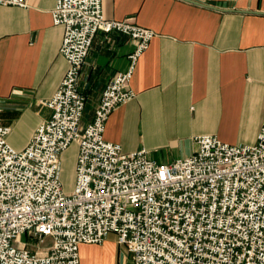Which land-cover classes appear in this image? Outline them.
<instances>
[{"label":"built area","instance_id":"obj_1","mask_svg":"<svg viewBox=\"0 0 264 264\" xmlns=\"http://www.w3.org/2000/svg\"><path fill=\"white\" fill-rule=\"evenodd\" d=\"M0 5L27 7L25 0ZM101 6L56 0L51 20L63 28L58 52L67 70L41 104L50 117L21 150L0 124V264H79V246L100 245L108 234L131 264H264V122L252 145L204 135L191 155L170 163L105 141L110 114L135 97L131 76L155 33L133 18L105 19ZM99 32L129 37L134 51L83 124L80 72ZM72 144L75 178L65 192L60 162Z\"/></svg>","mask_w":264,"mask_h":264},{"label":"crops","instance_id":"obj_2","mask_svg":"<svg viewBox=\"0 0 264 264\" xmlns=\"http://www.w3.org/2000/svg\"><path fill=\"white\" fill-rule=\"evenodd\" d=\"M25 1L26 8L0 5V124L10 128L6 141L17 150L50 117L41 104L67 70L58 52L63 28L51 20L56 0ZM101 5L105 19L133 18L155 33L131 76L135 97L110 114L105 141L124 153L144 149L158 163L191 155L204 135L230 145L256 142L264 122V0ZM133 51L121 33L95 35L78 84L86 98L83 124L91 122L108 81L127 70ZM78 254L79 264H131L113 234L100 245H80Z\"/></svg>","mask_w":264,"mask_h":264},{"label":"rangeland","instance_id":"obj_3","mask_svg":"<svg viewBox=\"0 0 264 264\" xmlns=\"http://www.w3.org/2000/svg\"><path fill=\"white\" fill-rule=\"evenodd\" d=\"M77 155L76 145H71L64 153L60 162V180L63 184V190L70 192L75 178V160ZM25 241V237L22 238Z\"/></svg>","mask_w":264,"mask_h":264},{"label":"water","instance_id":"obj_4","mask_svg":"<svg viewBox=\"0 0 264 264\" xmlns=\"http://www.w3.org/2000/svg\"><path fill=\"white\" fill-rule=\"evenodd\" d=\"M208 7H210L211 9L213 8L212 6H208Z\"/></svg>","mask_w":264,"mask_h":264}]
</instances>
